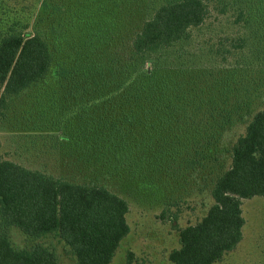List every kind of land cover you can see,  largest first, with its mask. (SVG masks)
<instances>
[{"label": "rangeland", "instance_id": "1", "mask_svg": "<svg viewBox=\"0 0 264 264\" xmlns=\"http://www.w3.org/2000/svg\"><path fill=\"white\" fill-rule=\"evenodd\" d=\"M170 1L176 0H0V27L14 22L17 30L41 34L54 55L43 82L9 100L0 123V156L56 177L83 180L81 173L89 174L123 197L130 230L110 264H125L129 251L133 264H171L178 228L206 213L233 142L252 113L264 109L261 0H206L209 14L199 26L168 47L135 53L132 36ZM65 66L67 74L61 72ZM83 71L97 81L137 82L159 100L147 119L142 113L150 104L141 101L130 123L121 113L104 116L106 139L125 144L105 163L77 159L85 143H76V134L91 106L75 104L59 88L71 72L80 79ZM241 202L242 239L215 264H264V196ZM5 228L14 247L39 243L55 252L58 264H75L56 234L29 237L0 222Z\"/></svg>", "mask_w": 264, "mask_h": 264}, {"label": "trees", "instance_id": "2", "mask_svg": "<svg viewBox=\"0 0 264 264\" xmlns=\"http://www.w3.org/2000/svg\"><path fill=\"white\" fill-rule=\"evenodd\" d=\"M259 10L264 13V0ZM208 14L206 0L162 3L141 23L130 47L138 54L168 47L199 26ZM13 23L3 22L0 27V123L9 100L43 82L54 61L46 37L17 30ZM67 67L61 72L67 74ZM76 73L60 81L59 88L62 96L75 104L91 106L90 118L76 134V143H85L79 147L77 159L105 163L115 148L125 145L114 144L112 136L106 139L104 131L110 129L106 128V117L121 113L130 123L137 109L141 111V101L150 104L141 112L147 119V112L159 101L157 93L137 82L97 81L86 71L76 79ZM96 110L100 111L98 116L92 113ZM122 136L119 139L124 141ZM80 176L83 180L78 176L56 177L0 156L1 226L17 227L34 238L56 234L70 248L75 264H110L130 230L126 220L129 205L89 174ZM210 196L212 203L203 217L178 228L179 244L168 254L171 264H215L241 241L245 223L242 199L264 196V109L252 113L244 132L233 142L230 164L214 179ZM133 263L129 251L125 264ZM0 264H58V259L55 252L39 243L14 247L5 228L0 230Z\"/></svg>", "mask_w": 264, "mask_h": 264}]
</instances>
